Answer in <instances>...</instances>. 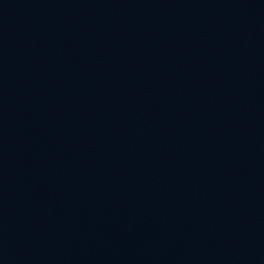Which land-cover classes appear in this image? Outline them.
Instances as JSON below:
<instances>
[{"label": "water", "instance_id": "1", "mask_svg": "<svg viewBox=\"0 0 264 264\" xmlns=\"http://www.w3.org/2000/svg\"><path fill=\"white\" fill-rule=\"evenodd\" d=\"M116 150L177 264H264V0H4Z\"/></svg>", "mask_w": 264, "mask_h": 264}]
</instances>
